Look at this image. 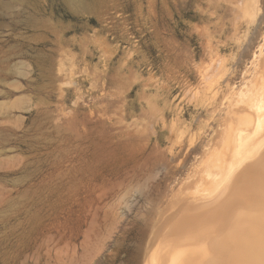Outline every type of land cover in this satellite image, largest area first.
I'll return each mask as SVG.
<instances>
[{"label": "rangeland", "instance_id": "374dc122", "mask_svg": "<svg viewBox=\"0 0 264 264\" xmlns=\"http://www.w3.org/2000/svg\"><path fill=\"white\" fill-rule=\"evenodd\" d=\"M263 40L264 0H0V264L157 262Z\"/></svg>", "mask_w": 264, "mask_h": 264}, {"label": "bare ground", "instance_id": "6f19581e", "mask_svg": "<svg viewBox=\"0 0 264 264\" xmlns=\"http://www.w3.org/2000/svg\"><path fill=\"white\" fill-rule=\"evenodd\" d=\"M257 50L246 90L226 108L219 97L209 98L220 100L213 115L224 114L222 141L189 178L201 197L190 199L184 217L170 224L153 264H264V40Z\"/></svg>", "mask_w": 264, "mask_h": 264}]
</instances>
